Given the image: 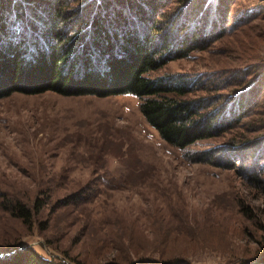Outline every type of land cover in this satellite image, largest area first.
Listing matches in <instances>:
<instances>
[{"label":"rangeland","instance_id":"374dc122","mask_svg":"<svg viewBox=\"0 0 264 264\" xmlns=\"http://www.w3.org/2000/svg\"><path fill=\"white\" fill-rule=\"evenodd\" d=\"M166 1L169 12L182 5ZM197 1L190 0L188 10ZM231 1L226 29L218 39L205 41L203 49L173 58L149 74H186L189 80L201 74L216 81L226 77L232 93L227 106L234 108L239 102L245 116L217 137L176 149L146 121L133 94L16 91L0 97V264H17L15 251H8L17 245L69 261L65 251L85 264H128L135 258L120 256L135 253L157 258L164 253L177 257L179 264L260 261L264 189L245 177L249 166L264 163V0ZM24 2L16 0L21 12L30 15ZM86 3L70 1L76 9ZM214 3L208 4L202 19L208 18ZM32 6L41 8L37 2ZM76 26L79 30L84 25ZM241 76L242 84L236 82ZM239 90L245 91L244 97L236 95ZM246 91H251V99L243 102ZM243 136L260 139L238 151L244 161H234L233 168L187 158L188 152L210 147L225 152L232 138ZM103 169L122 182L105 188ZM261 178L264 184V168ZM40 190L44 199L51 191L57 196L54 200L69 192L66 203L75 194L81 199L63 207L46 204L35 213L33 226L10 214V202L32 205ZM131 223L138 228L129 240ZM114 224L123 225L120 239ZM164 229L177 239L170 245L165 242L161 252L153 251V237Z\"/></svg>","mask_w":264,"mask_h":264},{"label":"trees","instance_id":"16d2710c","mask_svg":"<svg viewBox=\"0 0 264 264\" xmlns=\"http://www.w3.org/2000/svg\"><path fill=\"white\" fill-rule=\"evenodd\" d=\"M70 1L25 0L22 4L29 5V15L21 12L20 3L16 0H0V97L16 91H52L63 95L100 97L133 94L140 100L139 110L146 121L164 141L181 150L221 135L244 118L239 102L237 107L233 108L231 103L227 106L232 93L227 90L226 77L216 81L202 77V74L191 80L186 74H178L176 78L170 75L149 76L171 59L203 49L205 41H215L213 37L218 39L226 29L227 14L232 9L231 0H214L205 19L202 18L212 0H198L190 10V0H176L182 5L171 12L166 0H81V4L87 2L88 6L78 9L71 6ZM35 2L41 7H37V11L32 6ZM76 22L84 26L78 30ZM244 81L243 76L236 79L240 84ZM244 92L239 90L236 95L244 97ZM250 92L246 91L243 102L251 99ZM245 137L232 138L233 144L230 143L225 152L219 147L187 150V158L233 168L234 161H244L238 151L246 150L260 139ZM132 167L133 164L126 169ZM240 167H243L242 163ZM263 168L264 163L249 166L245 178L264 189ZM120 182L107 170L101 184L105 188H114ZM54 195L51 191L50 198L44 199L40 190V196L34 198L32 205L10 202L8 211L25 225L33 226L35 213L46 204L63 207L81 199L75 194L68 198L70 203H66L72 192L55 200L57 196ZM239 205L243 206L241 201ZM247 209L248 205L242 211ZM114 225L117 227L119 224ZM127 226L131 240L138 225L131 223ZM117 228L116 237L120 239L119 228L123 225ZM168 232L164 229L153 237V251L161 252L165 242L170 245L176 241L177 238L168 236ZM261 243L257 264H264V239ZM23 246L8 249L10 253L12 250L17 254V264H85L74 260L65 251L62 253L69 261L57 254L41 255L33 248ZM149 256L154 255L135 253L132 257L124 254L120 259L135 258L128 264H179L175 261L177 257H167L164 253L160 258ZM240 264L253 263L244 258Z\"/></svg>","mask_w":264,"mask_h":264}]
</instances>
